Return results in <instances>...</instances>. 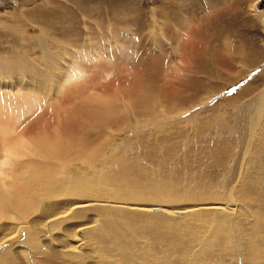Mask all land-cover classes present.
Wrapping results in <instances>:
<instances>
[{"label":"rangeland","instance_id":"374dc122","mask_svg":"<svg viewBox=\"0 0 264 264\" xmlns=\"http://www.w3.org/2000/svg\"><path fill=\"white\" fill-rule=\"evenodd\" d=\"M9 64L53 72L38 86L40 98L33 89L37 104L27 119L34 112L55 117L45 100L76 65L84 73L66 87L75 94L66 108L95 98L96 108L90 101L88 109L96 114L93 125L110 118L106 107L126 118L113 124L117 130L98 127L105 149L72 165L78 173L69 179L75 185L68 199L91 197L106 206L76 209L71 222L57 219L64 225L55 233L85 236L102 264H264V0H0L3 106L9 86L21 95L36 85L28 71L9 75ZM18 95L14 110L25 103ZM5 107L0 117L9 120ZM179 206L193 208L167 214ZM90 216L93 224L78 231ZM41 230L43 241L50 233ZM38 245L29 261L49 264ZM71 255L76 260L68 264L87 260Z\"/></svg>","mask_w":264,"mask_h":264},{"label":"bare ground","instance_id":"6f19581e","mask_svg":"<svg viewBox=\"0 0 264 264\" xmlns=\"http://www.w3.org/2000/svg\"><path fill=\"white\" fill-rule=\"evenodd\" d=\"M9 66H10L9 69L7 67L6 68L4 67L5 69L9 70V75H14V74L25 75V72H27L29 69V67H26L25 69L20 66L22 70L18 71L15 65L13 66L12 64L11 65L9 64ZM75 68H77V65ZM75 68L71 66L69 71L65 70V73L66 72L67 73L63 74V76L59 78V80L57 81V88L53 92V98L51 97V100L49 98L48 101L45 100V103L42 101L44 103V106L47 107L46 110L51 109L52 111L53 110L55 111L56 115L54 118L49 117L47 119L46 118L42 119L43 115L45 116L44 114L45 110H42L44 112L43 114H38V113L36 114V112H34L35 118H28V119L26 118L27 114L32 112V108H33L32 104L35 102V99H36L34 97L38 96L40 98V96L38 95V92H39L38 86L40 87V85H42V83L45 82L46 77L48 78V76L50 75L52 76L53 72L47 73L45 72V70H40V72L38 70L28 71L29 76L31 75V79H33L36 82V85L34 86V84L32 83L28 84L27 90L24 91L25 93L23 92L24 94L23 93H22L23 95L21 94L23 96L22 101L24 99L25 103H23L24 105L22 104L19 105L21 106L20 108L16 106L17 110H14L15 107L14 109L11 108L15 106L14 105L15 101H14V104L12 102L14 99H16V101L18 98L21 99V97L17 98V95L18 94L20 95V93L18 92L19 89H17V91L15 90V87L14 88L12 87L13 89H11V86H9V88H6V89H9V95H8L9 99L6 98L7 95L4 97L5 98L4 103L6 105L3 106V103L0 102L1 115H3L4 113L2 112L3 107L10 106L9 107L10 109L7 110V113L9 115V120L6 116L3 119L2 117L4 115L0 117V256L5 258V259H2L4 263L31 264L28 258V253L30 252V249H32V247L35 246V244H37V241H38V244L41 247H43L42 244H44L45 245L44 247H46L44 249L46 250L45 253L47 254V256L44 259L49 264H56V263L58 264L60 261H64L67 264L74 263L76 259L73 255V258H74L73 260L72 255H71L72 253L76 254V258L78 256L80 259H87L85 261L81 260L82 262L79 261L82 264H102V259L100 258L99 253L95 251L97 249L94 248L93 244L85 242L84 235H83L84 237L82 238L80 237L81 239H79V238H76L77 236H75V232L72 233V231H70L71 234L66 236L65 234H63V232L66 231L65 229H62L63 230L62 233L61 231L59 233L57 232L55 233L54 229H52L53 227L58 228V226L61 227L62 225H64L62 224L64 221H61L62 223L59 224L60 221L58 220L60 218L61 220H63L62 218L66 216L68 217V215L71 214V212L74 214L76 212V209L77 211L78 209H85L86 211V208H88L91 205H94V207L96 204L106 206V203L105 202L102 203V200L91 198V197L80 199L78 201L69 200L73 195V192L71 191V189L75 185V183H72V182L70 183L69 179H71L72 175L75 172L78 173L76 170L73 169L74 167L72 165L73 163H76L77 161L84 162V159H86L94 151L99 152V150L100 151L103 150L102 148H104L103 146L104 142L102 140L104 138V135H103L104 132L98 133L99 132L97 131L98 127L100 128V126L101 127L103 126L102 124H106V126L108 125L107 126L108 128L112 127L117 130L119 126L115 127V125L113 124H115L117 120L119 119H120L119 121L126 119L125 117L118 118L117 117L118 115L116 116L115 114L114 116V114H111L110 111L113 109L108 105L110 108L106 107L105 109L103 108L102 110L103 111L105 110V112H107V116L110 118L105 119L103 116L105 120L100 119L99 122L101 121V124L94 123L93 125L92 120L94 119V116L96 114L93 116L91 114V110L89 111L88 109H92L90 107V104H92V106L94 107L96 106V105H93L94 104L93 100H95V98H93V100H90L89 98L88 104L78 102L79 104L82 103V105L81 106L78 105L69 111L68 108H66V105L69 106L70 103L68 104V101L70 100L71 102H73L74 99L72 100L73 98L72 95H75V94L73 92L71 93V90L70 91L68 90L69 91L68 92L67 86L72 85V83L79 80V78L81 79L82 78L81 75H83L82 73H84ZM26 76L28 77L27 74ZM148 77L151 78V76H148ZM28 78L30 79V77ZM81 82H79V84ZM5 84L6 82L5 83L2 82L1 85L4 87H8ZM75 85H77V83H75ZM35 87H36L35 89L36 92L38 91L37 93L34 92L36 96L33 93V89ZM6 89L4 90L8 92V90ZM0 91H2V89ZM98 91L100 90L98 89ZM106 92H108V90ZM86 94H81V97L82 95L86 96ZM90 96L91 95H89V97ZM98 97H101V96H98ZM102 98H99V99H102ZM143 98L144 99H142L141 101L147 106L146 96L144 95ZM85 99L87 100V98ZM19 101L18 103H16V105L19 104ZM90 101L92 103L89 104ZM8 102L9 104L10 103L11 104L8 105L7 104ZM74 104L76 105L77 103H74ZM83 104H87V106L89 105L90 108L87 107V109H85L86 107ZM95 104H96V100H95ZM83 106L85 108H83ZM83 109L84 111L88 110L87 112L90 113L91 115L85 114V116L81 118L84 114L83 113L84 111L82 112ZM79 112H81L82 115H79L78 114ZM53 114L54 113L52 112V115ZM60 115H64V117L66 116V118L64 117L62 118L64 120L62 123L60 121L61 120ZM136 115L140 117H144L145 115V118H146V115H147V118H150V116L151 117L154 116V114L150 113L149 110H137ZM31 116L32 115L28 117H31ZM79 116L81 117L79 118ZM138 120H139V117H138ZM8 125H9V128L7 129ZM1 128H6L7 130L1 129ZM88 129L90 130L88 131ZM95 130L97 132H95L94 134L92 131H95ZM91 132L93 134H91ZM73 170H74V173H73ZM75 187L77 188V186ZM67 188L68 190L71 188L70 189L71 192L70 191L67 192L68 194L64 195L65 199H63L60 196H63L61 194H66L65 190ZM76 188L74 189L76 190ZM77 192L78 191H76V193ZM74 198L76 197L74 196ZM108 203L112 206L137 209L134 206H129L128 204H121L118 201H111ZM204 207H207V206L205 205L203 206V208ZM192 208L193 206L173 207V209L167 211L168 212L167 214L179 215V214H183L184 212L186 213ZM215 208L216 209L214 211H216V213H218L219 215L223 213L222 208L219 209L217 208V206ZM94 209H96V207ZM207 209L208 208H206L205 210ZM209 209L212 210V207ZM73 210L75 211L73 212ZM150 210L152 211L153 209H150ZM227 211H229V214L234 213L232 209H228ZM235 214L237 215V212H235ZM70 220L68 217L67 222H69ZM94 220L95 218L90 216V218L88 217L86 219V222L81 223L79 225V229L77 228L75 229L79 231L81 229L83 230L85 228H88V226L93 224ZM54 221H58V222L56 223ZM45 227L48 228L50 236L47 234L48 237L46 238V240L41 241L44 234L47 231L45 230L43 231L44 232L43 233L41 228H45ZM27 233H29V235H27ZM40 235L42 238L39 237ZM19 238L20 239L23 238V242L20 243L22 246H19L18 244L13 245V242L16 243V241ZM32 239H36L35 242H33ZM80 244L82 245L81 247L79 246ZM36 249H37V245H36ZM38 250L40 251L39 248ZM90 250H93V252ZM46 254H43L42 256H45ZM98 258H100L99 262H98Z\"/></svg>","mask_w":264,"mask_h":264}]
</instances>
